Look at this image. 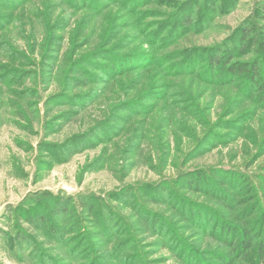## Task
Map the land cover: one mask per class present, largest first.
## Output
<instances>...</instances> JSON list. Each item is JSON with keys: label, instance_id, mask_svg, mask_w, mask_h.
Wrapping results in <instances>:
<instances>
[{"label": "rangeland", "instance_id": "obj_1", "mask_svg": "<svg viewBox=\"0 0 264 264\" xmlns=\"http://www.w3.org/2000/svg\"><path fill=\"white\" fill-rule=\"evenodd\" d=\"M188 1L0 0V264H222L225 200L242 195L231 174L264 181V102L198 57L263 0H216L178 30ZM234 59L264 69L262 54ZM53 204L82 218H50Z\"/></svg>", "mask_w": 264, "mask_h": 264}, {"label": "trees", "instance_id": "obj_2", "mask_svg": "<svg viewBox=\"0 0 264 264\" xmlns=\"http://www.w3.org/2000/svg\"><path fill=\"white\" fill-rule=\"evenodd\" d=\"M222 1L223 3L219 6L216 5V0H210L205 9L199 11L197 8V0H190L179 8L174 23L178 27V30L180 28H190L194 25L195 27L203 26L210 20L211 15L214 14L215 9L218 6V9L226 11L236 0ZM196 11L197 17L195 16ZM256 16L257 21L253 22V26L250 24H242L237 28L233 33L232 41L227 47L225 46L218 49L208 48L207 51L201 53L202 55L198 57V59L200 63V59L204 58L207 62V67H210L213 72H216L220 79L221 77H230L231 80L240 79L238 82L243 80L245 85L249 86L251 93L252 91H255L258 98L264 102V69L261 68L260 63L255 60L248 62L234 59L235 56H241L249 50L264 56V0L257 6ZM195 18L197 20L196 24H194ZM185 178L187 181L185 185L187 187L193 186L197 183L196 179H199V175H192L191 177L190 174H187ZM231 179L235 182L242 183L239 188L242 195H231V199H228L229 201L225 200L228 202L229 205L227 204V206L229 208L233 211L237 210L238 212L236 211L230 220L223 222V225L221 224L222 226L219 224L221 226L220 234L216 235V240L219 242L218 244L220 246L227 249L224 254L222 253L220 255L219 261L222 264H238L240 260L245 262V264H264V181H260V183L256 185L250 177L246 174L240 173H232ZM147 197L148 196L146 195V198ZM52 206L53 207L50 210V218L62 217L69 220L73 217V220L75 219L76 222L82 218L80 217L81 215L77 216L78 214H74V209L72 207L67 209L66 205L60 207V205L53 204ZM80 206L84 209V213L88 219H91L92 217L99 218L97 215L98 213H95L99 212L96 211L97 206L91 205V203L85 201L81 202ZM144 215L145 217L140 215H138V217L141 221L144 222L146 220L147 222L149 218L146 214ZM155 219V224L161 222V219ZM166 220L167 219L163 220L164 227L169 226ZM39 223L46 227L47 236L49 238L58 241L61 240L64 234L61 231V227L55 226L52 222H47L44 216L39 218ZM173 235L174 239L179 238L181 241L179 234L174 233ZM19 236L24 237L25 240L27 239L25 235ZM28 239L30 240L31 238L28 237ZM135 251L132 254L138 253ZM195 253L196 251L194 252L193 250V252H189L184 247L182 255H179V257L181 260H186L192 257V259H194L193 262H198V254Z\"/></svg>", "mask_w": 264, "mask_h": 264}]
</instances>
